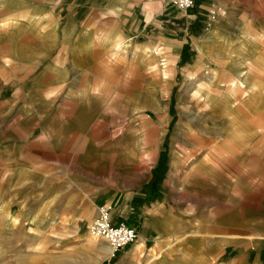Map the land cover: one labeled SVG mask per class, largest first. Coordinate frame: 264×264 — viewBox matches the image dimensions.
<instances>
[{
	"label": "rangeland",
	"instance_id": "1",
	"mask_svg": "<svg viewBox=\"0 0 264 264\" xmlns=\"http://www.w3.org/2000/svg\"><path fill=\"white\" fill-rule=\"evenodd\" d=\"M102 1L84 0L81 15L100 14L94 7ZM155 1L163 8L148 14H155L166 33L164 47L147 44L150 49H137L127 39L130 35L102 46L106 42L97 36L105 39L102 32L125 29L124 15L122 23L107 12L102 15L110 18L100 25L87 23L90 32L98 34L97 48H109L102 64L95 61L100 56L87 58L85 78L79 82H84L83 95L91 99L79 109L70 108L69 144L76 148H71L64 169L69 197L63 204L55 193L54 208L40 213V207H22L14 197L1 195L0 264H117L129 246L99 260L104 254L100 247L111 245L89 230L99 204L110 206L116 220L147 223L143 204L162 201L164 213L172 224L175 221L179 242L193 239L201 245L225 235L233 243L241 235L255 234L239 230L237 223L264 218V199H259L264 185L254 180L249 168L255 156L264 154V0H196L187 12L169 0ZM165 5L175 11L161 14ZM225 28L246 39L243 59L234 62L245 64L246 77L233 75L225 81ZM117 45L122 46L117 50ZM179 45L181 53L175 50ZM250 48L254 55L248 53ZM197 63L204 68L195 70ZM78 76L70 72L62 95L74 94ZM234 77L244 82V89L236 91L238 114L231 115L229 124L225 109L213 108L225 103V87L232 93ZM249 77L262 81L260 87L253 82L259 89L250 101L254 111L243 108ZM242 146L252 150L243 151ZM154 179L155 192L146 196L144 189ZM5 200L10 207L3 206ZM8 212L20 215L18 225L6 217ZM223 220L225 230H220ZM233 245L225 247V259L235 254ZM158 252L151 251L150 257L161 258Z\"/></svg>",
	"mask_w": 264,
	"mask_h": 264
},
{
	"label": "crops",
	"instance_id": "2",
	"mask_svg": "<svg viewBox=\"0 0 264 264\" xmlns=\"http://www.w3.org/2000/svg\"><path fill=\"white\" fill-rule=\"evenodd\" d=\"M84 6V0H0V196L14 197L22 207H40V213L54 208V198L51 197L55 193H59L57 198L61 197L63 204L69 197V177L64 169L69 167L71 148H76L69 144L70 108L75 105L74 110L79 109L80 104L91 99L83 95L84 82H79L80 78L84 81L87 58L100 56L95 61L102 64V54L107 48L127 35H130L127 39L140 50L150 49L147 44L164 47L167 38L165 31L158 26L160 22L154 19L155 14L149 17L150 9L163 8L160 1L104 0L96 3L97 7L94 8H98L100 14L94 17L81 15ZM173 11L174 7L165 5L161 14L167 12L171 15ZM64 12L66 15H63ZM106 12L112 19L111 13L116 14L114 18L119 23H122L120 17L124 15L126 28L102 32L100 37L103 35L105 39H101L96 32H90L86 25L92 22L100 25L110 18L102 15ZM152 25L153 28H149ZM96 36L98 40L106 42L102 46L109 47L98 49ZM121 46L117 45L116 49ZM245 46L244 36L233 35L225 28V51L221 52L225 55V81L233 75L248 76L244 71L245 64L234 65L235 61L243 59L240 53L244 52ZM175 50L181 53L182 45ZM247 51L254 55V49ZM162 65L167 68L166 62ZM194 66L195 70L204 68L203 64ZM71 71L79 73L78 89L74 88L72 96H64L62 93L67 89ZM230 81L232 93L227 94L225 87V103L213 108L214 111L217 108L225 109V120L229 124L231 115L237 117L238 114V105L234 100L236 91L244 89V82L239 83L236 77ZM253 82L260 87L262 81L249 77L248 98L243 108L254 111L250 101L255 99L259 89L256 90L257 84ZM80 88L83 90L78 93ZM207 93L208 99L211 98V93ZM242 148L243 151L252 150V146ZM253 149L256 150L255 145ZM260 151H264V147ZM255 158L254 165L249 168L254 180L264 185V154ZM152 190L150 184L144 189V194L150 196ZM259 199H264V191ZM3 206L10 207L7 200ZM143 206V210L146 209L143 215L148 217V221L128 222L137 229L138 239L128 245L117 264H264L263 217L251 222L240 219L237 223L239 230L255 234L241 235V240L233 243L225 235L217 239L208 238L200 245L193 239L179 242L175 221L172 224L164 213L162 201L145 202ZM19 216L10 212L6 215L14 225L20 223ZM219 226L220 230H225V221ZM230 244H234L237 250L225 259V247ZM109 248V245L100 247L104 254L100 255L99 260L112 255L108 253ZM143 250L145 253L140 255ZM151 251H161V258L157 255L150 257Z\"/></svg>",
	"mask_w": 264,
	"mask_h": 264
},
{
	"label": "built area",
	"instance_id": "3",
	"mask_svg": "<svg viewBox=\"0 0 264 264\" xmlns=\"http://www.w3.org/2000/svg\"><path fill=\"white\" fill-rule=\"evenodd\" d=\"M176 8L187 12L196 5V0H170ZM89 230L95 237H104L113 247L114 252L127 247L138 239V231L127 221L116 220L112 215L111 207L107 204H99L97 213L92 220Z\"/></svg>",
	"mask_w": 264,
	"mask_h": 264
},
{
	"label": "trees",
	"instance_id": "4",
	"mask_svg": "<svg viewBox=\"0 0 264 264\" xmlns=\"http://www.w3.org/2000/svg\"><path fill=\"white\" fill-rule=\"evenodd\" d=\"M156 182H157V180L154 179L153 182L151 183L152 184V189H153L154 192H155V189H156Z\"/></svg>",
	"mask_w": 264,
	"mask_h": 264
},
{
	"label": "bare ground",
	"instance_id": "5",
	"mask_svg": "<svg viewBox=\"0 0 264 264\" xmlns=\"http://www.w3.org/2000/svg\"><path fill=\"white\" fill-rule=\"evenodd\" d=\"M183 12V11H182ZM114 252V249H113V247L112 246H110V248L108 249V253H110V254H112L113 252Z\"/></svg>",
	"mask_w": 264,
	"mask_h": 264
}]
</instances>
